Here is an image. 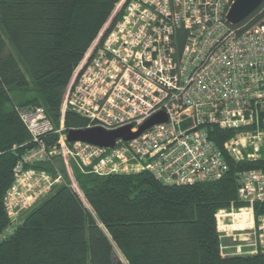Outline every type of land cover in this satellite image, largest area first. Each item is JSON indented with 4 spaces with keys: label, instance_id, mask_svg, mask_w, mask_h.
<instances>
[{
    "label": "built area",
    "instance_id": "obj_1",
    "mask_svg": "<svg viewBox=\"0 0 264 264\" xmlns=\"http://www.w3.org/2000/svg\"><path fill=\"white\" fill-rule=\"evenodd\" d=\"M233 2L119 0L71 76L59 126L42 106L15 107L33 145L14 165V180L4 196L11 222H19L60 182L58 174L37 165L62 162L75 187L70 164L87 174L149 172L165 185H186L223 176L225 155L234 161L258 159L264 141V18L247 28L248 17L230 25L226 15ZM181 30L185 38L178 50ZM66 110L86 118L87 127L108 131L131 126L135 133L157 113L166 121L102 147L67 141ZM214 127L233 131L223 148L213 139ZM51 135L56 139L49 143ZM237 182L238 198L246 206L219 210L218 232H239L233 253H264V212L255 215L253 209L264 203V170L239 171ZM228 211L245 218L220 223L219 216Z\"/></svg>",
    "mask_w": 264,
    "mask_h": 264
},
{
    "label": "trees",
    "instance_id": "obj_2",
    "mask_svg": "<svg viewBox=\"0 0 264 264\" xmlns=\"http://www.w3.org/2000/svg\"><path fill=\"white\" fill-rule=\"evenodd\" d=\"M118 1L0 0V237L14 226L0 239V264H264L261 251L223 254L216 217L219 210L246 206L237 195V173L264 170V141L256 160L225 155L226 173L210 181L165 185L149 172L85 174L78 180L82 198L70 184H61L11 222L4 196L14 165L33 145L15 107L42 106L59 126L71 76ZM263 18L264 2L244 25ZM184 38L179 31L178 50ZM87 125L86 118L65 111V133ZM232 133L212 131L220 148ZM35 167L51 172L46 164ZM253 209L255 215L264 212V203Z\"/></svg>",
    "mask_w": 264,
    "mask_h": 264
},
{
    "label": "water",
    "instance_id": "obj_3",
    "mask_svg": "<svg viewBox=\"0 0 264 264\" xmlns=\"http://www.w3.org/2000/svg\"><path fill=\"white\" fill-rule=\"evenodd\" d=\"M264 0H234L226 15L230 25H236L244 21ZM163 113H157L146 120L135 133L130 132L131 126H125L116 130H104L99 127H86L69 129L66 132L68 142H87L102 147H113L117 139L124 141L133 139L150 126L165 122ZM11 220V217H10Z\"/></svg>",
    "mask_w": 264,
    "mask_h": 264
},
{
    "label": "rangeland",
    "instance_id": "obj_4",
    "mask_svg": "<svg viewBox=\"0 0 264 264\" xmlns=\"http://www.w3.org/2000/svg\"><path fill=\"white\" fill-rule=\"evenodd\" d=\"M16 97L20 98L21 96L17 94ZM47 167L49 169L51 168V172L53 174H58L61 178L60 182L58 184H56L53 189H56L61 184L68 183L78 193V195L82 198V194H81V192L79 190V186H78V180L82 176L87 174L86 173L87 170L85 168L83 169V168L79 167L78 165H71L70 164V174L76 183L75 184L76 187H75L71 184L70 177L68 176V172H67L65 166L62 164V162L57 161L54 164H46V168ZM36 204H37V202L33 203L28 210H26L25 212H23L21 214L20 217H24L26 212H28ZM233 213H235V212L228 211V213L219 216L220 217L219 218L220 223L231 224L233 218H234V221H235V219L241 220V219L245 218V214H243V215L234 214V216H233ZM14 224H16V223H14ZM13 227H10L7 230H5L2 234V236L9 235L10 232L12 231ZM219 234H220V244H221L222 253L229 255V253L233 251V249H232L233 245L240 243V239H238L239 238V236H238L239 232H237V231L230 232V236H222L224 234L222 232H219ZM1 237H0V239H1Z\"/></svg>",
    "mask_w": 264,
    "mask_h": 264
},
{
    "label": "bare ground",
    "instance_id": "obj_5",
    "mask_svg": "<svg viewBox=\"0 0 264 264\" xmlns=\"http://www.w3.org/2000/svg\"><path fill=\"white\" fill-rule=\"evenodd\" d=\"M243 214H244V213H237V215H243ZM237 215H236V216H237Z\"/></svg>",
    "mask_w": 264,
    "mask_h": 264
}]
</instances>
